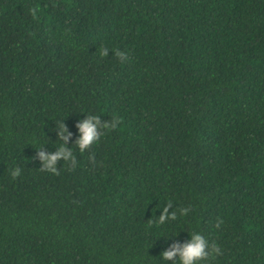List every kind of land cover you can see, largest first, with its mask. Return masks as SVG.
Wrapping results in <instances>:
<instances>
[{
	"label": "trees",
	"instance_id": "trees-1",
	"mask_svg": "<svg viewBox=\"0 0 264 264\" xmlns=\"http://www.w3.org/2000/svg\"><path fill=\"white\" fill-rule=\"evenodd\" d=\"M86 116L116 125L80 151ZM193 232L264 264V0H0V264H173Z\"/></svg>",
	"mask_w": 264,
	"mask_h": 264
},
{
	"label": "clouds",
	"instance_id": "clouds-1",
	"mask_svg": "<svg viewBox=\"0 0 264 264\" xmlns=\"http://www.w3.org/2000/svg\"><path fill=\"white\" fill-rule=\"evenodd\" d=\"M102 55H106V52H102ZM117 55H120L117 53ZM116 120H113L111 125L108 122H101L98 116H86L83 120L79 121L76 125L78 129V137L75 141L78 150L83 151L91 143L96 141L101 135L100 128L107 129L109 127H115ZM64 128L61 127L59 135L63 137ZM66 139V137H63ZM39 159L42 162V167L50 172L55 173V163L58 159L75 163L73 153L71 149H65L63 144L57 147V150L52 153H38ZM20 173L19 167H13L10 174L13 178L17 177ZM187 212V209H181L180 213L183 215ZM176 218L175 212H168L167 205L160 209V215L158 217V223H164L166 220H174ZM190 238L183 244L171 245L168 249L161 252L160 257L163 261L173 260V264H200V261L208 259L210 256L218 255L219 248L216 245H210L208 241L198 232H193L189 235Z\"/></svg>",
	"mask_w": 264,
	"mask_h": 264
}]
</instances>
